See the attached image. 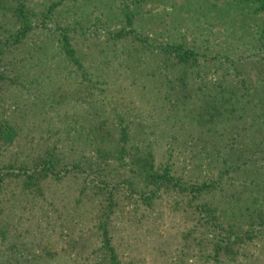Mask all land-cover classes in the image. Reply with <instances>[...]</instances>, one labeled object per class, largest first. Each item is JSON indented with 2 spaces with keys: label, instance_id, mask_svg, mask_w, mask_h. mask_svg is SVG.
Returning a JSON list of instances; mask_svg holds the SVG:
<instances>
[{
  "label": "rangeland",
  "instance_id": "obj_1",
  "mask_svg": "<svg viewBox=\"0 0 264 264\" xmlns=\"http://www.w3.org/2000/svg\"><path fill=\"white\" fill-rule=\"evenodd\" d=\"M24 1L17 40V0H0V123L17 133L0 147V264H106L108 204L119 264H264V126L204 111L264 99L258 0ZM141 151L169 182L131 174ZM40 160L52 174L25 186Z\"/></svg>",
  "mask_w": 264,
  "mask_h": 264
},
{
  "label": "trees",
  "instance_id": "obj_2",
  "mask_svg": "<svg viewBox=\"0 0 264 264\" xmlns=\"http://www.w3.org/2000/svg\"><path fill=\"white\" fill-rule=\"evenodd\" d=\"M21 0H17L18 6L15 8V15L19 16L22 18V25L23 29L21 31H18L16 33V39L19 40L20 38L24 37L26 33L30 30V27L28 25V19L25 16L24 17V0H22V3H20ZM259 2V8L264 14V0H258ZM63 51L68 58V60L72 64H76L77 61L74 59V53L73 50L70 48L67 36L63 37V44H62ZM168 51L176 53V59H178V63L181 64L182 66H186L188 62H190V56L193 54L191 52L187 51H182L181 48L179 47H171V48H166ZM245 98V96H242V100ZM244 102H241L238 98H236L235 102L236 103H230L225 99H221V101H218V106L219 107H214L215 103H211L212 107H209L207 104L205 106V113L208 116V119H205L206 121H209V123H206V125H214L215 123H211L213 120L217 117L223 116L224 113H229V114H235L237 113V120L241 121L243 119H252V123H258V125L262 126H257L258 127H263L264 126V99H260V101H257V104L255 106L250 104L253 108H247L248 107V102L243 100ZM236 104H241L238 105V109L235 110ZM257 105V106H256ZM260 105V106H259ZM226 106V107H225ZM228 106H231L230 110H227ZM225 108V109H224ZM221 109H224L223 112ZM199 124V123H198ZM17 133L16 130L13 126H11L8 123H0V147H7L12 145L13 141L16 139ZM119 142H118V149H115L116 156H113L119 161L124 160V146L127 143L128 140V135L124 129H121L120 132V137H119ZM101 154V152H99ZM248 162V167H253L252 160L248 159L246 160V164ZM45 161L40 160L38 166L36 167L37 172H34L31 176L26 175V179L24 181V185L28 187H32L36 185L37 189V184L39 183L40 180L47 178L49 176V169L46 168ZM130 165L131 169L130 172L133 176L139 177L147 183H150L151 185H156L162 180H166L167 182L170 181V177L168 176V173L165 171L162 175H158L154 172L153 170V160H152V155L149 151L145 152H140L136 153V155H133V157L130 160ZM223 165H228L229 167L235 166L237 170L241 174L244 175L246 172V169H240V165L237 166L235 164L227 163L226 160L223 161ZM234 168V167H233ZM243 170V171H242ZM51 172V171H50ZM224 173H227V170L223 171ZM25 174V172H23ZM36 181L38 183H36ZM4 182L3 175L0 172V196L2 193V185ZM203 187H199L197 190L200 192ZM204 208V205H203ZM103 213L100 217V220L96 226L97 233H98V238L100 242V250L105 258V263L106 264H119L118 261V256L117 253L112 245L111 237L109 234V220L110 216L112 214V206L108 204L107 207H102Z\"/></svg>",
  "mask_w": 264,
  "mask_h": 264
}]
</instances>
